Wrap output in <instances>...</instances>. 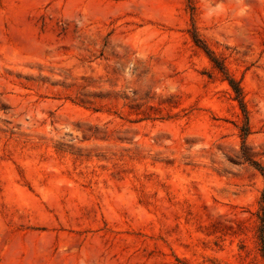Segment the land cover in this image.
Here are the masks:
<instances>
[{
  "label": "rangeland",
  "instance_id": "obj_1",
  "mask_svg": "<svg viewBox=\"0 0 264 264\" xmlns=\"http://www.w3.org/2000/svg\"><path fill=\"white\" fill-rule=\"evenodd\" d=\"M0 264H264V0H0Z\"/></svg>",
  "mask_w": 264,
  "mask_h": 264
}]
</instances>
